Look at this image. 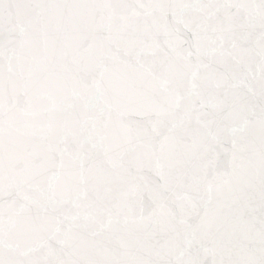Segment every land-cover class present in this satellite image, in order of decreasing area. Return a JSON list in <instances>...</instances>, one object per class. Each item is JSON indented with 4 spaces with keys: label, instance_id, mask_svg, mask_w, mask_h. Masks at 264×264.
<instances>
[{
    "label": "snow or ice",
    "instance_id": "1",
    "mask_svg": "<svg viewBox=\"0 0 264 264\" xmlns=\"http://www.w3.org/2000/svg\"><path fill=\"white\" fill-rule=\"evenodd\" d=\"M0 264H264V0H0Z\"/></svg>",
    "mask_w": 264,
    "mask_h": 264
}]
</instances>
